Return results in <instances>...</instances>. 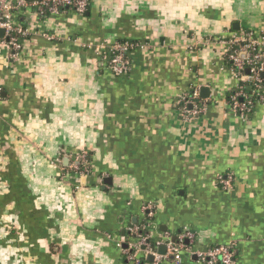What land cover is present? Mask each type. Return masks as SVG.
I'll list each match as a JSON object with an SVG mask.
<instances>
[{"label": "crops", "instance_id": "1", "mask_svg": "<svg viewBox=\"0 0 264 264\" xmlns=\"http://www.w3.org/2000/svg\"><path fill=\"white\" fill-rule=\"evenodd\" d=\"M23 1L19 55L0 38V264H134L140 226L157 253L183 246L181 264L220 246L264 264V84L247 118L232 111L249 82L225 44L264 34V0H88L56 15ZM116 42L141 45L126 75L103 61ZM194 89L207 109L187 118ZM81 153L87 172L73 170ZM151 255L141 264H175Z\"/></svg>", "mask_w": 264, "mask_h": 264}, {"label": "built area", "instance_id": "2", "mask_svg": "<svg viewBox=\"0 0 264 264\" xmlns=\"http://www.w3.org/2000/svg\"><path fill=\"white\" fill-rule=\"evenodd\" d=\"M25 5L23 0H0V29H3L5 34L1 39V43L8 45L14 52L16 57L22 50L19 39L15 34H26L21 28H18L13 21L15 11ZM41 14L56 15L64 9H73L79 14H84L89 6L88 0H40L37 3ZM228 47V59L233 64L236 72L240 75L249 74L246 77L247 81L254 88V97H250L243 90L235 92L229 99V104L232 111L242 119L247 118L253 111L255 100H261V92L264 78V34L256 36L254 32L245 31L236 33L231 40L225 43ZM141 47L140 44L129 42H116L110 49L109 54L103 57V61L108 68L117 76L126 75L131 70V62L129 53ZM181 110L187 118H197L206 112V103L201 99L198 89L191 90L184 95L180 101ZM89 158L87 154L81 153L76 157L73 170L81 171L79 165H87ZM87 167L83 172H87ZM231 180H224L222 183L225 186H230ZM137 233V232H136ZM194 234L186 233L182 240H192ZM148 239H141L139 245L128 253L129 258L134 264H141L139 254L148 252L153 254L158 260L163 258L154 251L148 243ZM166 257H172L175 264H181V252L183 246L171 242L166 244ZM199 256L208 264H234V255L229 247L220 246L211 249L205 254Z\"/></svg>", "mask_w": 264, "mask_h": 264}, {"label": "trees", "instance_id": "3", "mask_svg": "<svg viewBox=\"0 0 264 264\" xmlns=\"http://www.w3.org/2000/svg\"><path fill=\"white\" fill-rule=\"evenodd\" d=\"M88 8H89V6H88ZM88 8H87V10H88ZM21 29H22V28H21ZM15 36H16L19 40H21V37H22L21 34H15ZM263 82H264V78H263ZM249 85L251 86L252 91H249V90H248V86H249ZM241 90H243L247 95H249V96L252 97V98L255 96V95H254V88H253V86L249 83V84H241L240 86H238V87L232 92V94H230V97H231L235 92H237V91H241ZM87 155H88V158H89V160H88L89 163H87V165H82V164H80L79 167H80V170H81V171H83L86 167H87V169L91 167V166H90V164H91V162H90V154H87ZM90 169H91V168H90ZM138 234H139V236H140V240H141V239H144V238L147 237V231H146V229H144L143 226H140V230H139Z\"/></svg>", "mask_w": 264, "mask_h": 264}, {"label": "water", "instance_id": "4", "mask_svg": "<svg viewBox=\"0 0 264 264\" xmlns=\"http://www.w3.org/2000/svg\"><path fill=\"white\" fill-rule=\"evenodd\" d=\"M27 3H29V4H33V3H38V2H40V0H25ZM67 9H69V8H67ZM4 34H5V32H4V30L3 29H0V38H3L4 37ZM246 73H250L249 72V70H247L246 71ZM203 92H205V91H203ZM110 181H107V183H109ZM148 243H150L149 241H148ZM166 252H167V247L166 246H161V247H159V250H158V254L159 255H165L166 254ZM149 258H151V260H153L154 259V256H149Z\"/></svg>", "mask_w": 264, "mask_h": 264}]
</instances>
